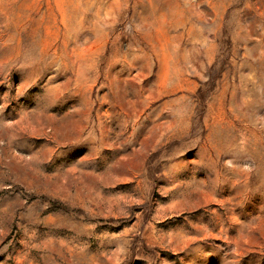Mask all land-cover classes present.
<instances>
[{"label": "rangeland", "instance_id": "rangeland-1", "mask_svg": "<svg viewBox=\"0 0 264 264\" xmlns=\"http://www.w3.org/2000/svg\"><path fill=\"white\" fill-rule=\"evenodd\" d=\"M0 264H264V0H0Z\"/></svg>", "mask_w": 264, "mask_h": 264}]
</instances>
